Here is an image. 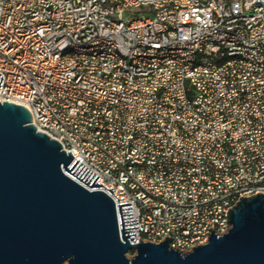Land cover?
Wrapping results in <instances>:
<instances>
[{
  "label": "built area",
  "instance_id": "2783aa9c",
  "mask_svg": "<svg viewBox=\"0 0 264 264\" xmlns=\"http://www.w3.org/2000/svg\"><path fill=\"white\" fill-rule=\"evenodd\" d=\"M126 1L140 0H0V103L23 106L112 189L118 201L96 188L120 232L130 203L132 244L168 233L189 252L204 229L228 232L247 189L264 195V0H154L160 17L118 13ZM80 40L108 53L57 59ZM165 42L180 50L159 55Z\"/></svg>",
  "mask_w": 264,
  "mask_h": 264
},
{
  "label": "water",
  "instance_id": "95a60500",
  "mask_svg": "<svg viewBox=\"0 0 264 264\" xmlns=\"http://www.w3.org/2000/svg\"><path fill=\"white\" fill-rule=\"evenodd\" d=\"M97 180L23 106L0 103V264H264L263 194L240 197L227 233L182 252L167 237L132 244L130 203H118L120 232Z\"/></svg>",
  "mask_w": 264,
  "mask_h": 264
},
{
  "label": "bare ground",
  "instance_id": "6f19581e",
  "mask_svg": "<svg viewBox=\"0 0 264 264\" xmlns=\"http://www.w3.org/2000/svg\"><path fill=\"white\" fill-rule=\"evenodd\" d=\"M153 17H160L163 14V6H158L154 0H140L137 2L126 1L125 4L117 5V12L123 15H139L144 11H148ZM174 50H180V43L165 42L159 45V55H167ZM97 55L99 53H108V46L98 45V42L89 40H80L62 44L57 48V59H65V57L74 54ZM112 56L117 61L128 62V52L122 48H113ZM150 58H157V51H148V53H141V60H150ZM34 126L38 132L43 133V126L41 122H34ZM254 195V189L246 190V197ZM213 229L203 230V240H208L209 235ZM169 238L168 233H158V242H162Z\"/></svg>",
  "mask_w": 264,
  "mask_h": 264
},
{
  "label": "rangeland",
  "instance_id": "374dc122",
  "mask_svg": "<svg viewBox=\"0 0 264 264\" xmlns=\"http://www.w3.org/2000/svg\"><path fill=\"white\" fill-rule=\"evenodd\" d=\"M133 256V252H130L129 254H128V257L130 258V257H132Z\"/></svg>",
  "mask_w": 264,
  "mask_h": 264
}]
</instances>
